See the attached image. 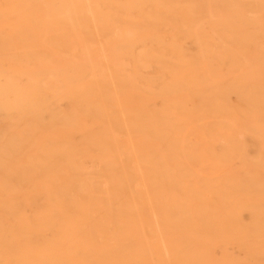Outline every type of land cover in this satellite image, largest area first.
<instances>
[{"label": "bare ground", "instance_id": "obj_1", "mask_svg": "<svg viewBox=\"0 0 264 264\" xmlns=\"http://www.w3.org/2000/svg\"><path fill=\"white\" fill-rule=\"evenodd\" d=\"M0 264H264V0H0Z\"/></svg>", "mask_w": 264, "mask_h": 264}, {"label": "rangeland", "instance_id": "obj_2", "mask_svg": "<svg viewBox=\"0 0 264 264\" xmlns=\"http://www.w3.org/2000/svg\"><path fill=\"white\" fill-rule=\"evenodd\" d=\"M230 101H231V103H232L234 106L238 107V105H239V104H238V101H237V99H236L234 96L231 97V100H230Z\"/></svg>", "mask_w": 264, "mask_h": 264}]
</instances>
